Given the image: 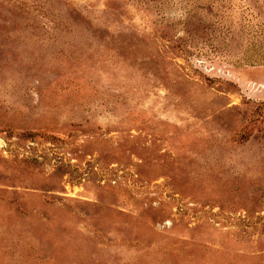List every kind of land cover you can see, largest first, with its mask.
<instances>
[{
  "label": "rangeland",
  "instance_id": "1",
  "mask_svg": "<svg viewBox=\"0 0 264 264\" xmlns=\"http://www.w3.org/2000/svg\"><path fill=\"white\" fill-rule=\"evenodd\" d=\"M0 264H264V0H0Z\"/></svg>",
  "mask_w": 264,
  "mask_h": 264
}]
</instances>
